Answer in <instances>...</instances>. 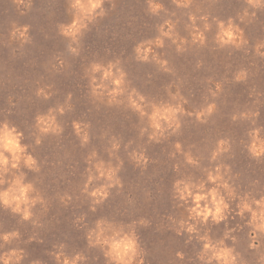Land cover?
I'll return each instance as SVG.
<instances>
[{"label": "rangeland", "instance_id": "rangeland-1", "mask_svg": "<svg viewBox=\"0 0 264 264\" xmlns=\"http://www.w3.org/2000/svg\"><path fill=\"white\" fill-rule=\"evenodd\" d=\"M0 264H264V0H0Z\"/></svg>", "mask_w": 264, "mask_h": 264}]
</instances>
